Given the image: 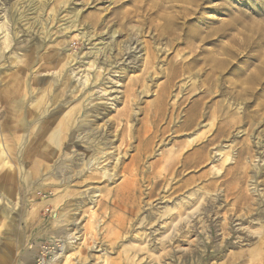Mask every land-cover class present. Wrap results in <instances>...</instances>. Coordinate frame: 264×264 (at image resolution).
I'll list each match as a JSON object with an SVG mask.
<instances>
[{
    "label": "rangeland",
    "instance_id": "obj_1",
    "mask_svg": "<svg viewBox=\"0 0 264 264\" xmlns=\"http://www.w3.org/2000/svg\"><path fill=\"white\" fill-rule=\"evenodd\" d=\"M177 1L160 0L165 6L162 5L164 9L159 8L157 14L175 12L178 25L172 27V35L157 38L155 25L162 22L155 15L151 17L153 22L147 21L143 17L145 11L135 8V2L139 0L133 3L127 0H0V88L6 86L8 80L26 74L25 66L28 64L29 69L38 71L36 75L28 73V88L34 78L40 79L42 83L39 86L45 88L52 83L54 95L59 96L55 106L50 108L53 110L51 113L58 112L65 104L82 103L83 116L79 121H83L82 126L87 124L79 128L75 137L65 144L63 153L6 154L11 170L2 169L0 164V264L124 262L127 258L124 248H127L131 237L147 235L145 220L152 224L157 217V193L151 199L146 193L152 190L149 182H153L159 170L154 164L161 151L171 146L170 143L167 147H160L157 138H152L155 133L148 131L154 126V119L150 118L154 114L149 115L151 111H147V108L152 105L165 81V77L158 72L167 68L171 58L187 60L195 56L197 60L186 68L184 75L180 74L176 78V85L168 99L170 105L176 100H184L188 95L191 96V102L200 98L202 89L210 84L204 80L212 64V56L225 64L221 75L226 86L234 83L242 73L264 71V0ZM74 10L79 11L76 20ZM182 18L186 20L182 21ZM73 20L76 26L70 27ZM112 31H116V34L111 43L108 37ZM150 42L160 52L156 67L146 72L143 67L146 58L143 48ZM106 46L108 52L101 51L96 57L89 54ZM46 51L55 55L47 71L44 67L38 69L44 63ZM64 61L67 63L63 69L64 75L59 78L55 68ZM93 62V69L88 68L87 65ZM98 74L100 76L96 78ZM214 76L216 78L218 74ZM65 80H68L69 90L64 92L61 87ZM202 84L205 86L200 88ZM192 86L196 90L188 94ZM142 89H146L147 94H141ZM72 90L73 94H70ZM261 91H264V84ZM40 92L41 89H37L30 100L36 102ZM209 100L206 102L211 105L221 102L224 97ZM254 105L252 103L248 110L251 111ZM187 106H191V103ZM124 109H128V118L122 116ZM84 116H87L86 119ZM207 124L206 119L202 125ZM238 132L241 130H236L234 135ZM143 134L150 136L152 150L137 165L139 192L135 212L139 216L136 221L132 219L130 225L126 226L127 230L122 231L115 228V224L117 220L128 218L125 211L129 205L116 199V207H113L111 203L115 197L110 192L117 190L123 182H128L129 172L134 173L133 160L138 156L136 151L140 141L138 136L144 139ZM237 137L235 140L239 141L244 135L239 133ZM123 139L130 146L122 142ZM110 141L111 151L118 154L121 161L118 176L113 183L107 184L104 178H100V173H91L87 168L107 165L112 170V160L104 161L101 158L98 166H94V162L91 166L89 163L87 167L82 165L100 156L94 151L97 149L95 147H102L98 146L99 142ZM92 145L93 150L89 151ZM210 157L213 161L195 170L196 174L203 171L210 173L222 155L212 150ZM232 157L235 159V151ZM234 159L228 162L229 165L234 163ZM72 161L76 162L77 167L75 164L68 167L67 164ZM251 161L252 172L258 167L264 168L258 158ZM123 167L127 168L126 173H120ZM192 175L189 173L184 178ZM263 177L259 180L261 186L258 188L262 192ZM89 178H92L90 182L87 181ZM218 195L219 198L206 208L210 213L221 208L218 217L211 218L208 223L210 228L201 235H190L191 247L179 244V249L171 256L159 260L155 245L157 237L152 233L146 239V249L142 251L155 253L152 260H131V263L125 261L122 264H258L252 261L253 257L249 253V243H254L257 237L249 232L248 222H244L241 228L233 218L227 231L229 236L222 235L219 224L223 223L224 214L227 217L232 208L230 204H225L221 189ZM253 195L255 200L258 199L255 207H263L264 197ZM256 214L248 221L255 219ZM142 219L145 226L139 228ZM197 221L195 219L194 223L201 232L202 224ZM70 234L75 237L74 240L70 239ZM60 250L68 257L54 261V255Z\"/></svg>",
    "mask_w": 264,
    "mask_h": 264
},
{
    "label": "bare ground",
    "instance_id": "obj_2",
    "mask_svg": "<svg viewBox=\"0 0 264 264\" xmlns=\"http://www.w3.org/2000/svg\"><path fill=\"white\" fill-rule=\"evenodd\" d=\"M127 1L133 3L132 1L135 2L136 0ZM146 1L148 0H139V2H135V8L145 11L143 17H145L147 21L153 22V18H151L153 15L161 20L162 24L155 25L156 37L160 38L172 35V33H174L172 27L178 25V17L174 14L175 12L164 11L158 15L157 11H159V8L162 7L164 9L163 6L165 5L160 3V0H151L149 4H147ZM119 7L121 9V6ZM78 13V10L73 11L75 20L78 18ZM184 20H186V18H182V21ZM34 21L36 22V20ZM75 24L76 21L73 20L70 27L76 26ZM183 25L184 23H182L181 29ZM115 34L116 31L109 33L108 40L111 43ZM85 36L87 35L85 34ZM129 49L130 47L127 48V50ZM143 49H145L146 56L143 67L147 72L156 67L160 50H157L152 42H150V44H145ZM101 51L108 52L109 48L106 46L100 50L97 49L96 52L89 51V54H93L96 57ZM34 53L35 51L33 54ZM54 56V54H50L49 51H46L43 57V64L46 66L42 64L38 69L44 67L45 70H48L49 64H51ZM210 59L212 64L209 66L204 80L205 82L209 81L210 84L205 88H203L205 86L204 84L200 85V88L203 89L197 101L191 102V96L188 95V97L182 101L176 100L172 104H168L171 90L176 85V78L180 76V74L184 75L186 68L197 62L195 56L187 60L184 58L179 60L171 58L167 63V68L164 70L165 72H158L159 75L161 74L165 77V81L159 88L156 99L153 101L152 105L147 108V111H151L149 115H151V113L154 114L150 117L154 119V126L149 128L148 131H150L151 134H153V132L155 133L152 138H157L160 147H167L170 143L171 146L161 151L158 160L154 164L159 170L156 171L153 182H149L152 190L146 193L148 198L153 195L155 196L157 193V217L154 223H152L153 226H151L152 224H150L149 221L145 220L147 223V235L144 237L133 235V237H131V243L129 242L127 248H124L127 255V258L124 260V262L126 261L125 263H131V260L132 262L152 260V255L155 253L150 254L149 251L142 252L146 249V239L150 238L152 233L154 237H157L155 245L157 247V257L159 260H165V258L171 256L176 249H179V244L190 246V235L192 233L201 235L207 228H210L208 223L211 218L213 216L218 217L221 208L216 209L212 213L207 212L208 210L206 208L211 206V202L219 198L218 191L220 189L224 192L225 204H230L232 208L229 210L230 214L227 217H225L224 214L223 223L219 224L222 235L229 236L227 231L233 223V218H235L236 222H239V227L241 228L244 226V222H248L250 226L249 232L257 237L256 241L252 244L249 243L248 246L250 249L249 253L253 257L251 259L258 264L264 263V256L262 254L264 253V205L263 207L256 208V200L258 199L255 200L253 195L257 194L261 198L264 197V192L258 190L259 186H261L259 180L263 177L264 168L258 167L254 172L250 170L252 168L250 165L252 162L251 160L255 158H258L264 166V91H261V86L264 84V71H260L259 73H253L252 71L242 73L234 83L226 86V81L222 79L221 75V72H224L225 69L224 62L216 57L214 58V56ZM32 63L34 62L32 61ZM66 64V61H64L55 68L58 71L59 78L64 75L63 69ZM29 66L28 64L25 66L27 68L26 74L8 80L6 86L0 88V164L2 169L5 170H11V166L6 160L7 153H63L65 144L75 137V133L80 130L79 128L87 125L84 124V126H82L83 121L82 123L79 121L83 116L82 103L65 104L58 112L54 114L51 113L53 110L51 111L50 108L55 106L59 96L54 95L52 83L48 84L45 88L39 86L40 83H42L40 79L34 78L32 85L28 88V73L30 72L32 75L38 73L37 69H29ZM87 66L93 69L94 62ZM205 67L206 65L204 64L203 69H205ZM215 73L218 74L216 78L214 76ZM99 76L98 74L96 78H99ZM95 81H97V79H95ZM183 86L184 85L180 86V89H182ZM37 89H41L40 97H37L36 102H32L30 97ZM61 90L64 92L69 90L68 80L63 82ZM192 90H196V87L192 86L187 93L189 94ZM140 92L143 95L147 94L146 89H142ZM70 94H73V90ZM218 96H223L224 100L221 102H214L211 105H209L210 102H206L207 99L212 101L214 97ZM177 98L176 96V99ZM85 100L86 99H84V101ZM190 103L191 106H187ZM252 103H255V105L251 111H249L248 108ZM55 108L57 107H54V109ZM57 114L60 115L57 116ZM123 114V117L128 118V109H124ZM86 117L87 116H84V119H86ZM206 119L208 120V124L202 125L203 121ZM243 127L245 128L243 129ZM144 130L146 131V129ZM236 130H241L237 135L239 133L244 135V138L239 141L235 140L238 138L237 135H234ZM253 134H255V137ZM138 137L140 141L138 142L139 145L136 151V153H138L135 160L136 162L133 160L135 163V168H133L134 173H131L132 171L129 172L127 174L129 176L128 182H123L117 190L110 192V194L115 197L114 202L111 203L113 207H116V199L121 200L123 204L126 203V205H129L125 211L128 218L117 220L115 224V228L122 231L124 229L127 230L126 226L128 224L130 225L132 219L136 221L139 216L138 212H135V208L138 205L137 194L139 192V188L137 187L139 184L137 179L139 167L137 165H139V161L147 153H151L152 150V142L149 140L150 136L143 134L144 139L141 135ZM112 138L114 139V136ZM121 141L130 146L127 140L123 139ZM226 143H229V145ZM110 144H112L111 141L109 143L99 142L98 146L101 145L102 147H95L97 149L94 151L100 153V156L97 159H89L87 163L84 162L82 165V167H87L88 163L91 166V163L94 162L93 165L98 166L100 165L99 161L101 158H104V161L112 160L114 163L112 170H109L107 165L101 168L99 167L100 169L93 165L95 169L87 168L91 173H94V171L98 172L97 174L100 173V178H104L107 184L113 183L114 178L118 176V167H120L119 164L121 161L119 155H115L114 152L111 151L112 147H110ZM93 146L94 145L88 150L92 151ZM69 149L70 147L67 148L68 154L70 153ZM212 150L222 155V157L217 160V164H214L212 167V173L203 171L196 174L195 170L204 167L206 162L213 161L210 157ZM234 151L236 153L235 159L232 157ZM64 153H66V151ZM232 159H234V163L229 165L228 162ZM70 164H75V167H77L74 161L69 162L67 164L68 167ZM20 171H22V167ZM126 171L127 168L123 167L120 173H126ZM69 172H71V170ZM220 172H222V174L215 177ZM189 173H193V175L184 178L186 175L188 176ZM147 178L150 177L148 176ZM27 180L28 178H26V181ZM91 180L92 178H89L87 181L90 182ZM251 181L253 183L249 184ZM262 184L264 185V177L262 179ZM248 193H250V195ZM261 200L262 199H260V201ZM262 204H264V201ZM254 213H257L255 219L249 222L248 219H251L250 217ZM195 219H198V224H202L200 228L201 232L196 228V222L194 223ZM143 220L144 219L138 224L139 228L145 226ZM151 228H153V230ZM70 236V239H75L73 235L70 234ZM224 242L223 244L225 245ZM223 244H221V248ZM60 257L67 258L68 256H66L62 250L57 251L56 255H54V261L60 260ZM119 262L121 264L124 263L121 260H119Z\"/></svg>",
    "mask_w": 264,
    "mask_h": 264
}]
</instances>
